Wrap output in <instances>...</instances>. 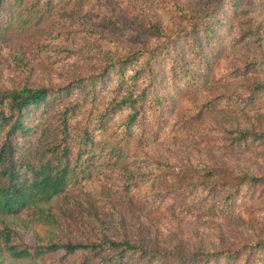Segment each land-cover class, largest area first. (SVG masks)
<instances>
[{
  "label": "trees",
  "instance_id": "16d2710c",
  "mask_svg": "<svg viewBox=\"0 0 264 264\" xmlns=\"http://www.w3.org/2000/svg\"><path fill=\"white\" fill-rule=\"evenodd\" d=\"M91 1L0 0V31L31 29ZM187 1L185 8L169 10L172 18L166 27L136 24L132 46L116 44L97 73L57 87L0 86V264H264L260 237L230 250L220 245L161 246L141 230L134 240L123 231L116 236L121 213L128 216L124 204L129 193L138 192L147 172L163 166L143 152L159 140L162 124L151 120L170 111L174 102L173 96L171 101L169 95L156 94L163 83H194L198 77L205 86L216 82L220 92L198 106L194 120L180 126V136L215 112L220 101L221 137H202L200 142L222 157L251 150L264 158V104H254L264 95V0ZM138 30L151 38L164 35L152 46L148 39L137 40ZM236 50L241 53L237 58ZM225 53L233 58L224 62L216 79L214 67ZM11 57L17 67L28 65L22 52ZM209 168L202 180L145 195L144 205L226 218L245 189H264L261 172L238 169L237 177L229 180ZM95 182L99 191L86 188L82 193L86 184ZM69 203L86 212L80 220L89 218L91 226L105 223L107 231L91 233L85 242L61 238L54 227L78 223L66 215ZM98 207L115 218L101 216ZM35 225L49 228L41 236ZM25 234L33 236V243L24 241Z\"/></svg>",
  "mask_w": 264,
  "mask_h": 264
},
{
  "label": "rangeland",
  "instance_id": "374dc122",
  "mask_svg": "<svg viewBox=\"0 0 264 264\" xmlns=\"http://www.w3.org/2000/svg\"><path fill=\"white\" fill-rule=\"evenodd\" d=\"M189 2L187 0H93L76 11L58 15L31 29L14 28L0 31V86L6 88L28 84L57 87L77 77L97 73L104 65L105 54L114 49L116 44L132 46L130 41L132 36L136 35L134 32L136 24L158 22L166 27L172 18L169 10L177 11L185 8ZM155 8L158 11H155ZM163 35H154L151 38L149 35L140 34L138 30L137 40L140 42L142 39H148L152 46H156ZM135 46L137 44L133 47ZM21 52L24 60L28 61V65L24 68L17 67L11 62V56ZM240 54L236 50L235 58ZM232 58L230 53L222 56L217 63L218 67L217 65L214 67L213 76L216 79L220 68L225 66L224 62ZM189 65L191 68L190 61ZM114 80L115 77L111 76L110 81L114 82ZM216 87V82L205 86L204 81L196 77L194 83L175 79V83L173 80L169 84L163 83L162 89L158 88L157 95L161 93L169 95L171 101L173 96L174 102L172 101L170 111L151 120L162 124L158 133L159 140L148 145L143 152H147V157L160 162L163 166L149 172L145 171L149 174L145 177L147 181L140 186L138 192L129 193V202L124 204L128 216L121 213L120 216L124 219L116 236L123 235L121 233L123 231L127 233L126 236L134 240V233L141 230V234L149 233L161 246L168 245L171 248L183 244L192 248L211 246L217 248L220 245L230 250L253 243L258 237L264 240V189L261 187L245 189L241 194V200L235 204V211L226 218L184 214L166 209L165 205L151 209L144 205L142 199L145 195L151 196L158 191H168L169 185L177 186L179 183L202 180L205 172L211 170L209 167L218 174H226L227 178L230 177L229 180L237 177L238 169L264 174V158L256 157L254 152H250L251 150L222 157L216 149H210L200 142L202 137H221L219 118L222 113L219 114V108L223 106V102L220 104V101H217L215 112L189 125L184 130L188 135L180 136V126L187 120H194L193 116L198 106L209 101L211 96L220 94ZM254 104H264V95L256 98ZM249 114L252 116L254 113ZM262 148L264 149V145ZM157 174L161 177H156ZM86 188L92 192L99 191L100 183L86 184V187L82 188V193ZM78 192L79 190L75 191L74 195L77 196ZM248 193L250 196H245ZM97 212L101 216L107 215L110 219L115 218L116 215L99 207ZM85 213L78 205L69 203L66 215H69V220L77 218L78 223L69 227L67 222L62 228L54 227L53 231L61 238L84 242L91 233L93 236H98L107 231L105 223L100 222L91 226L93 222L89 218L83 217V221L80 220L81 214ZM33 228L43 236L49 227L35 225ZM23 239L27 244L34 241L31 234H25ZM63 254L59 251L58 257Z\"/></svg>",
  "mask_w": 264,
  "mask_h": 264
}]
</instances>
